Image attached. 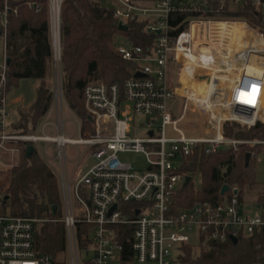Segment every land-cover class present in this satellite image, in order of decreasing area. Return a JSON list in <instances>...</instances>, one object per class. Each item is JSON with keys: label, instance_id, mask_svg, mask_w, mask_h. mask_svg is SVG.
Returning <instances> with one entry per match:
<instances>
[{"label": "built area", "instance_id": "1", "mask_svg": "<svg viewBox=\"0 0 264 264\" xmlns=\"http://www.w3.org/2000/svg\"><path fill=\"white\" fill-rule=\"evenodd\" d=\"M8 1L3 0L0 13L4 45L0 62V167L7 170L16 166L22 148L29 145L50 163L46 148L54 145L61 171V221L70 264H83V256L89 258L88 264H123L121 238L127 232L132 253L124 264H193L182 260L183 246H198L201 236L223 242L264 233V207L241 203L237 192L222 202H196L176 213L169 205L172 194L186 184L189 175L181 168L194 149L208 154L222 147L237 150L241 143L264 146V140H237L223 132L228 122L246 128L264 122V35L244 20L219 17L227 2L232 6L243 0H105L117 24L128 27L131 22H141L143 31L154 37L148 46H140L123 35L116 36L115 50L135 68L122 88L117 82L84 86V108L92 118V130L83 136L78 124L76 139L64 135L62 112L55 123L43 122L28 133L15 130L9 122L5 52ZM47 2L55 72L53 96L59 110L63 99L59 31L63 0ZM250 2L264 10L263 1ZM174 15L182 18L173 27ZM249 63L255 80L242 89ZM190 65L194 69L183 76ZM199 67L201 77L196 75ZM137 72L143 75L136 77ZM201 79L208 84L207 95L193 96L187 85ZM175 99L182 100L178 112L168 104ZM194 113L198 117L191 116ZM51 125L52 134L47 131ZM66 143L85 146L80 155L90 152L94 159L93 165L77 172L74 179L67 172ZM127 152L142 154L146 168L137 169L122 161L119 153ZM251 157L260 162L264 153L255 155L253 151ZM7 200L8 195L0 194V204ZM37 222L36 218L0 213V264H55L51 256L35 253ZM78 224L86 226L84 248L78 240Z\"/></svg>", "mask_w": 264, "mask_h": 264}, {"label": "trees", "instance_id": "2", "mask_svg": "<svg viewBox=\"0 0 264 264\" xmlns=\"http://www.w3.org/2000/svg\"><path fill=\"white\" fill-rule=\"evenodd\" d=\"M3 8L4 2L0 0V13ZM219 17L244 20L264 35V10L252 5L250 0L232 6L227 2ZM181 18L182 15L172 16L171 25L174 27ZM143 28V23L131 22L127 30H119L113 10L105 0H63L59 29L62 88L68 107L81 119L83 131L91 126L82 97L84 86L90 82L107 85L117 82L122 88L135 65L122 59L115 50L116 36L120 34L136 45L148 46L154 35L147 34ZM5 52L7 91L11 86H18L21 79L38 81L34 101L20 110L18 119L12 123L15 130L31 132L47 113L53 96L47 83L54 70L47 0L8 1ZM223 132L238 140L264 139V122L249 128L228 122L224 124ZM254 150L252 146L239 150L222 147L206 154L201 149H194L181 168L191 179L172 194L171 211L176 213L196 202H222L233 195V189L237 190L241 203H251L245 202L244 197L252 191L254 202L264 207V183L256 180L257 162L250 159L247 165L245 163L246 153ZM195 176L199 186L192 181ZM223 185L229 186V190L222 195ZM5 186L9 200L0 204V213L41 219L34 225L36 255H49L55 264L64 263L67 241L61 221V189L55 173L37 149L22 148L17 165L5 172V177L0 180V190ZM53 206H56L55 213ZM77 228L80 246L84 248L86 226L78 224ZM121 243L124 264L127 255L132 253L128 232L122 236ZM199 248V254L193 256L190 247L183 246L185 256L182 260L193 264H264V233L261 232L238 236L236 243L231 239L221 242L201 236Z\"/></svg>", "mask_w": 264, "mask_h": 264}, {"label": "rangeland", "instance_id": "3", "mask_svg": "<svg viewBox=\"0 0 264 264\" xmlns=\"http://www.w3.org/2000/svg\"><path fill=\"white\" fill-rule=\"evenodd\" d=\"M1 26H2V24H1ZM2 29H3V26H2ZM51 37H52V35H51ZM3 54H4V45H3V40L0 37V62L2 61ZM193 69H194V67L191 68V66L185 68L183 76H185L188 72L192 71ZM200 71H201L200 68L198 70H196V75L198 77H201ZM254 71L255 70L252 68L251 64L249 63V65L246 67V71H245L244 76H243V82H242V86H241L242 89L246 88L247 86H249L251 83L254 82V80H255ZM201 81H202V79L199 80V82H201ZM37 83H38V81L34 80V79H21L19 81L18 86H11L9 88V90L6 93V102H7L8 112H9V122L10 123L16 122V120L18 119L19 111L24 109V108H27L34 101L35 95H36L35 93H36ZM47 83L49 84V86L53 92V95H54V88H55V72H54V70H53L52 77L50 78V80H48ZM62 95H63V99H62L61 107L59 110H58L59 107L57 108V104L54 100V96H52L51 105H50L47 113L38 122L36 128H38V126L43 122L49 121L52 124L55 123L57 115L60 114V112H62L61 113V119H62L63 124H64V135L66 137H70V138H74V139L79 138V131L77 128L78 124L81 128V133L83 136H84V134L91 133L88 131L89 130L91 131L92 127L90 126L89 128H85V131H83L81 119L75 114V112H73L68 107V104H67L65 96H64L63 88H62ZM181 103H182V100L175 99L172 103L169 102L168 104L176 112H178L179 108L181 106ZM194 114H191V116H194L195 118L198 117V115H196V113H194ZM33 131H31V132H33ZM47 131L51 132V134H52L53 133V126L52 125L48 126ZM26 133H28V132H26ZM247 140H264V139H247ZM240 145L243 147L244 146L245 147L246 146H252V145L247 144V143H241L238 146H240ZM30 146L33 147V145H30ZM241 146H240V148L238 147L237 150L242 149L243 147H241ZM41 147L44 148L45 144L42 143ZM252 147H255V150H256V151L254 150L255 155H260L264 151V146L255 145ZM64 150H65V153L67 156V172L68 173L73 172L74 169H75L74 170L75 173L79 172L80 170H81V172H85L94 163V159L90 155V152H86L84 156L80 155V154L84 153L85 146L73 145V144L66 143L64 146ZM252 152L253 151H251V152L249 151L248 153H252ZM46 154L50 159V163H47L45 161V159L43 158V156L40 155V153H39V155L44 160V162L55 173V175L58 179L59 185H60V176H61L60 172L61 171H60V167H59V161L56 158V151H55L54 145L50 144L49 146H47ZM79 156H80V158H79ZM118 156L122 161L131 163L137 169L142 170V169L146 168L145 158L140 153H135V152L119 153ZM250 159L256 160L255 157L254 158L251 157ZM77 163H79V165H76ZM8 170L9 169L5 170L4 168L0 167V180H2L5 177V172H7ZM69 175H71V174H68V176ZM74 177H77V174H75ZM256 180L260 183H264V158H262V161L256 163ZM192 181L194 182V184L196 186H199V180H198L197 176L193 177ZM60 189H61V186H60ZM0 194L5 195V196L6 195L9 196V193L6 190V186L4 188H2V190H0ZM244 201L245 202H251V203L255 204L254 193L252 191L247 192L245 197H244ZM76 204H77L76 200L73 199V205L76 206ZM40 221H42V220L38 219V223ZM189 247L192 250L193 256H197L199 254V250H200L199 245L198 246H196V245L191 246L190 245ZM82 259L84 260L83 264H88V263H86L89 259L88 257L83 256ZM62 264H70L68 250H67V255H66L65 261Z\"/></svg>", "mask_w": 264, "mask_h": 264}, {"label": "water", "instance_id": "4", "mask_svg": "<svg viewBox=\"0 0 264 264\" xmlns=\"http://www.w3.org/2000/svg\"><path fill=\"white\" fill-rule=\"evenodd\" d=\"M118 29H119V30H127L128 27H127L126 25L118 24ZM7 61H8V60H7ZM142 75H143V74H142V73H139V72H137V73L135 74L136 77H139V76H142ZM87 119H88L89 121L92 120L91 116H89V115L87 116ZM27 150H28V151H32V150H33V147H31V146L29 145V146L27 147ZM249 160H250V153H246V155H245V163H246V165L249 163ZM189 180H190V177L187 176V177L185 178V183H188ZM228 190H229V186H227V185H223L222 188H221L220 193L223 195V194H224L225 192H227ZM233 192L236 193L237 190L234 189ZM114 207H115V206H113L112 208H114ZM249 207H250V206H247L248 209H249ZM55 211H56V206H53V213H55ZM230 239H231L234 243L237 242V238H236V237H231Z\"/></svg>", "mask_w": 264, "mask_h": 264}, {"label": "bare ground", "instance_id": "5", "mask_svg": "<svg viewBox=\"0 0 264 264\" xmlns=\"http://www.w3.org/2000/svg\"><path fill=\"white\" fill-rule=\"evenodd\" d=\"M191 68H192V66H191ZM199 68H201V67H199ZM242 82H243V79H242ZM187 86H188L187 91L191 94L195 93L196 95H198V94L199 95H203V94L207 95L208 84H205V82H197V81L191 82ZM193 96H195V95L193 94Z\"/></svg>", "mask_w": 264, "mask_h": 264}, {"label": "crops", "instance_id": "6", "mask_svg": "<svg viewBox=\"0 0 264 264\" xmlns=\"http://www.w3.org/2000/svg\"><path fill=\"white\" fill-rule=\"evenodd\" d=\"M74 170H75V169H74ZM74 170H73V172L69 173V174H71V175H69V177H70V178H73V179L76 178V177H74V175L77 174V173L74 172ZM77 175H78V174H77Z\"/></svg>", "mask_w": 264, "mask_h": 264}, {"label": "snow or ice", "instance_id": "7", "mask_svg": "<svg viewBox=\"0 0 264 264\" xmlns=\"http://www.w3.org/2000/svg\"><path fill=\"white\" fill-rule=\"evenodd\" d=\"M256 89H255V86H253V91H255Z\"/></svg>", "mask_w": 264, "mask_h": 264}]
</instances>
